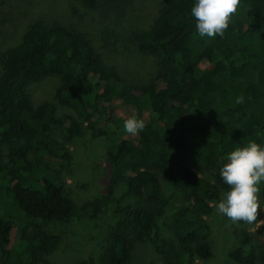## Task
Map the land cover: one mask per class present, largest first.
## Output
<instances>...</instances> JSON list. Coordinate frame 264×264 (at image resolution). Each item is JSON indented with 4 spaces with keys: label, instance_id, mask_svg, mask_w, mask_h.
<instances>
[{
    "label": "trees",
    "instance_id": "obj_1",
    "mask_svg": "<svg viewBox=\"0 0 264 264\" xmlns=\"http://www.w3.org/2000/svg\"><path fill=\"white\" fill-rule=\"evenodd\" d=\"M131 0H79L89 10L115 17ZM193 0H160L152 23L135 34L138 49L154 57L157 70L146 83H130L106 64L92 39L59 22L36 19L28 23L18 42L0 52V261L37 264L60 241L58 233L42 226L67 222L75 203L59 170L69 163L68 149L54 139L58 130L67 138L89 131L107 134L108 124L121 119L119 104L134 108L145 127L133 139L122 136L107 147L109 197L120 182L124 195L165 204L162 180L182 190L189 205L174 219L177 243H158L159 226L153 214L131 205L129 223L136 239L147 241L176 264H194L212 257L207 243L210 227L204 215L211 201L221 199L228 186L219 175L225 155L248 141L264 143V0H239L223 36L201 38L190 14ZM51 76L60 84L56 104L76 110L57 115L54 102L34 105L29 85ZM203 165L213 181L199 176ZM258 202L264 205V184ZM119 201H117L118 204ZM81 211L95 217L96 201ZM261 209L257 210V213ZM242 233L229 254L238 264H264L245 253ZM131 241L122 229H112L104 258L125 264Z\"/></svg>",
    "mask_w": 264,
    "mask_h": 264
},
{
    "label": "rangeland",
    "instance_id": "obj_2",
    "mask_svg": "<svg viewBox=\"0 0 264 264\" xmlns=\"http://www.w3.org/2000/svg\"><path fill=\"white\" fill-rule=\"evenodd\" d=\"M159 8L160 0H131L125 11L120 13L122 16L115 17L100 9L89 10L79 0H0V52L15 45L31 21L44 19L59 22L87 34L106 64L117 68L130 83L141 85L153 77L158 65L153 56L138 49L135 34L149 27ZM59 84L58 76L32 82L29 93L33 104L44 101L56 104L54 92ZM56 107L57 115L70 114L79 119L76 110L58 104ZM118 109L122 117L108 124L105 135L92 137L85 130L80 137L67 138L58 130L53 131L54 139L68 149L70 161L62 167L53 161L51 166L59 170L76 207L69 221H52L42 226L49 233H58L61 239L37 264H107L104 253L112 229L124 230L131 241L130 257L125 264H176L171 257L157 252L149 242L136 239L137 230L129 223L132 210L120 207L131 205L135 209L150 211L159 226L157 244L168 241L176 244L173 224L177 212L189 205L185 193L162 180L165 204L124 195L125 184L122 182L115 186L113 198L107 195V147L111 141L122 136L136 137L123 130V121L135 116L134 108L119 104ZM193 169L199 176L213 181L208 168L197 165ZM93 201L98 203V211L95 217H90L80 208L84 203ZM215 202H210L211 211L204 215L210 227L207 243L212 257L197 259L194 264H238L229 252L238 247L242 233L248 237L244 245L245 253L251 252L260 257L264 250V210L257 213V220L251 224L233 222L216 212ZM0 264L9 263L2 260ZM256 264L262 263L258 261Z\"/></svg>",
    "mask_w": 264,
    "mask_h": 264
},
{
    "label": "clouds",
    "instance_id": "obj_3",
    "mask_svg": "<svg viewBox=\"0 0 264 264\" xmlns=\"http://www.w3.org/2000/svg\"><path fill=\"white\" fill-rule=\"evenodd\" d=\"M239 0H193L190 14L195 20L199 37L223 36L230 16ZM145 127L143 119L129 116L123 121L125 133L136 135ZM219 175L228 186L222 198L215 202L217 213L233 222L257 220L260 185L264 184V143L248 141L228 152L219 167ZM264 210V209H261Z\"/></svg>",
    "mask_w": 264,
    "mask_h": 264
}]
</instances>
